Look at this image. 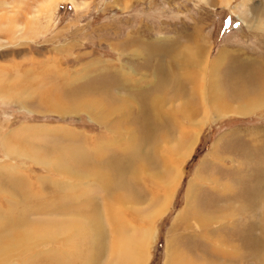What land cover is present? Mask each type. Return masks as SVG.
Here are the masks:
<instances>
[{
	"label": "rangeland",
	"instance_id": "1",
	"mask_svg": "<svg viewBox=\"0 0 264 264\" xmlns=\"http://www.w3.org/2000/svg\"><path fill=\"white\" fill-rule=\"evenodd\" d=\"M15 15L20 18L18 25L12 22ZM1 19L0 211L3 215L9 209L23 213L30 208L31 214L24 215L29 221L45 219L35 206L48 209L58 204V200L50 204L52 194L48 188L53 187L52 179L56 178L43 166L53 161L52 152L63 153L71 138L86 139L89 144L84 143V149L110 136L87 113L71 112L68 105L66 109H58V94L95 87L115 95L116 81L125 79L123 67L129 85L120 94H128L135 103L126 122L138 135L153 139L158 136L156 126L144 125L145 119L149 122V111L147 114L143 106L146 96L164 84L168 54L180 47L191 48L200 59L199 65L207 67L206 77L209 68L205 62L212 65L214 59L221 58L217 64L220 65L218 84L224 92V102L215 113L208 111L199 129L188 121H180L184 139L177 148L179 155H173L169 145L162 149L175 162L176 181L175 172L162 179L161 165L155 161L149 163L138 175L142 178L132 182L137 200L128 201L121 213L116 206V218L124 217L132 227L146 231L141 243L146 251L142 264H172L175 258L181 259L182 264H264V195L261 194L264 98L241 114L235 111L236 106L250 101L247 97L240 98L237 88L258 92L255 88L261 86L258 83L264 73V0H0ZM190 74L198 75L199 80L205 78L197 68L191 69ZM182 81L185 87L189 85ZM140 97L144 101L137 99ZM178 100L170 101L173 106L168 103L164 107L173 113H168L170 119L180 118L175 108L180 103ZM47 104L57 105V112ZM201 113L194 119L198 125L203 118ZM170 129L171 135L177 132L173 127ZM191 146L194 148L190 154L182 159L181 155ZM123 162V157H118L114 165ZM190 185L194 192L188 201ZM88 188L84 181L78 198ZM98 195L94 196L97 202L102 199ZM86 199L85 195L76 201L67 200V204L86 205ZM253 210V217L249 218ZM102 221L108 227L105 215ZM84 234L78 238L79 243L75 241L81 250L83 247L89 251L90 245L85 242L90 239L89 233ZM103 241L98 264H112L113 240L109 232ZM49 248L52 246L43 250ZM78 251L70 249L66 254L74 257ZM12 253L2 254L1 242L0 264H23L20 257L26 262L37 250L31 249L21 256Z\"/></svg>",
	"mask_w": 264,
	"mask_h": 264
},
{
	"label": "bare ground",
	"instance_id": "2",
	"mask_svg": "<svg viewBox=\"0 0 264 264\" xmlns=\"http://www.w3.org/2000/svg\"><path fill=\"white\" fill-rule=\"evenodd\" d=\"M226 2L228 3V1ZM18 15L21 14L19 13ZM18 15H15V17H13L14 19H12V22H15L16 25H18L20 21ZM0 24H2V19ZM23 29L24 26L22 30ZM168 55V61L166 62L167 76L165 77L166 80L164 84L157 91L148 94L145 101L143 97L137 98L140 101H144L143 106L146 107L147 114L149 111V122H146L147 119H145L144 125L149 127L154 124L156 126L158 136L155 135L153 139H146L143 134L138 135L139 132H134L132 126L126 122L131 115L132 103H135L134 98L130 97L128 94L125 96L120 94V92L127 89L129 85V80L125 77L127 72L123 67L121 68L124 72L125 79L119 78L116 81L115 87L118 88V90L115 92V95L112 94L110 90H99L95 87L85 90H80L79 88L71 91L68 90L63 96L58 94L56 98L58 99L56 103L59 104L58 109H66L68 105L71 112L83 111L87 113L92 121L104 126L105 131L108 132L110 136L100 141L95 140L96 142L93 145L87 146L84 149L82 145L88 143L86 139L71 138V141L66 145V149L63 153L54 149L55 152H52L53 161L50 164L44 163L43 166L47 169L49 174H53L54 178H56L52 179L53 187L49 185L48 188L52 194L50 204L58 200V204L56 205L59 207L53 205L47 209L41 207L36 208L35 206L38 213H44L45 219L40 217L41 219L33 221H29L24 217V215L31 214L30 208L23 210V213H16L13 209H9L6 211L5 215L0 211V227L3 229L2 234H0L2 254L13 252L16 256H21L25 255L26 251L29 252V250L34 249L35 251L37 250V253L33 256L34 258L27 257L25 262L23 256L20 257V259L22 258L23 264H98L103 252H101L102 241L103 239L105 240V233L109 232L113 240V245L111 246V255L113 256L112 264L118 262H122L123 264L143 263L146 259V251L141 243L146 231L142 228L132 227L127 223L128 221H124V217L117 219L115 207L117 206V212L121 213L124 212L122 209L127 208L126 203L128 201L137 200L138 197L134 191L132 182L142 178H139L138 175L142 174L151 162L155 161L158 165H161L159 176L162 179L171 177L172 172H175L173 178H175L176 181L177 170L175 162H171L167 158L162 151L163 147L169 145L170 152L178 156L177 148L182 145L184 139V132L181 133L183 127L180 121H188V123H191L192 127L199 129L203 119H206L209 114L208 111L213 110L215 113V110L218 111L221 104L224 102V92L223 90L222 92L220 91V83L218 84V68L220 65L217 66V64L221 62V58L217 57L214 59V64L212 65L205 62L209 68V75L206 77V72H208L206 70L207 67L205 68V66L199 65L200 59L191 48L180 47L178 51ZM193 68H197V72L200 70L201 73L205 75V78L199 80L198 75L193 77L190 74ZM113 70L114 73H118L117 70ZM147 76L149 78V75ZM182 80H185L190 86L187 84L188 86H186V88ZM258 84H261V86L255 88V91L258 92H248L247 89L237 88V95L240 98L247 97L250 101H247L249 104L246 103V105H243L242 103V105L236 106L238 110L235 111L241 114L245 109L247 110L250 105L264 98V73ZM249 89H251V87ZM177 98L180 99L178 100L180 103L176 105L175 108L177 109V113L179 112L180 118L177 119L172 117L173 119H170L171 115L168 113L171 111H165L164 107L168 103L170 104V101ZM61 99L66 101L63 102ZM61 103H65L66 105L62 107L60 106ZM226 103L228 104L229 102L226 101ZM170 105L173 106V104ZM48 106H51V108L57 112L55 108L57 105L54 106L52 104ZM133 106L135 107V105ZM137 110L139 112V109ZM142 110L144 111V107ZM58 112L64 113V111ZM200 112H202L201 115L203 118L200 119L198 125V122L194 121V119ZM216 113L218 114L220 112ZM143 115L144 114H142V116ZM178 124H180V129L178 128ZM165 125L177 129V132L171 135L169 133L171 129L168 127V129L165 128V130L163 127ZM146 131L145 134H147ZM124 132H127V134H124ZM149 134H151V132H149ZM67 136L72 137V134L67 133ZM146 141L149 144H147ZM191 148L192 146L187 152L181 155L182 159L190 154ZM118 157H123L124 162L122 165L115 166L114 161ZM262 180L264 183V178ZM84 181H87L89 188L83 191L86 194H80V197L86 195L88 204L76 207L73 205L69 206L67 200L68 202L73 200L76 201V199L79 200L80 197L78 198V192L82 191L81 188ZM167 190L168 189H166V191ZM192 190L194 189H192L190 185L186 194L188 201L193 196L194 191ZM59 191H61V195ZM96 193L97 195L99 193V197L102 196V199L98 202L94 200ZM261 194L262 196L264 195V190ZM62 201L68 206L64 207ZM254 210H256L255 206ZM254 210L249 218L253 217ZM102 212H104L108 227H105L103 224L102 216L104 215ZM2 216L4 217L3 221ZM252 227L253 225L250 226V228ZM84 233H89L90 239H85V242L90 245L89 251H86V248L84 249L83 247V250H81L80 245L75 241V239L78 240V238L83 237L85 235ZM256 243H259V240L258 242L256 241ZM55 245H58V247H54ZM50 246H52V248L43 250L44 247L47 248ZM59 249H63V252ZM70 249L79 251L74 254L75 256L73 257L66 254V251L70 252ZM83 252H85V255L83 254L85 257L81 255ZM84 261H86V263H83ZM172 264H182V260L175 258Z\"/></svg>",
	"mask_w": 264,
	"mask_h": 264
}]
</instances>
